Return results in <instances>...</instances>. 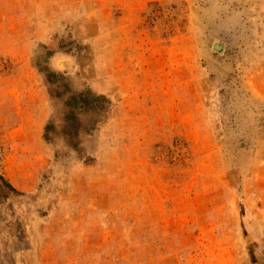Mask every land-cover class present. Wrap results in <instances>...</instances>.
<instances>
[{
  "label": "rangeland",
  "instance_id": "1",
  "mask_svg": "<svg viewBox=\"0 0 264 264\" xmlns=\"http://www.w3.org/2000/svg\"><path fill=\"white\" fill-rule=\"evenodd\" d=\"M0 264H264V0H0Z\"/></svg>",
  "mask_w": 264,
  "mask_h": 264
},
{
  "label": "trees",
  "instance_id": "2",
  "mask_svg": "<svg viewBox=\"0 0 264 264\" xmlns=\"http://www.w3.org/2000/svg\"><path fill=\"white\" fill-rule=\"evenodd\" d=\"M89 95L87 93L81 92L78 94L73 95V98L78 99V102H80L81 107L85 105L86 100L88 99ZM98 98V97H97ZM69 117H71V115L73 116V118L75 117V112L73 110L70 109L69 113H68Z\"/></svg>",
  "mask_w": 264,
  "mask_h": 264
}]
</instances>
